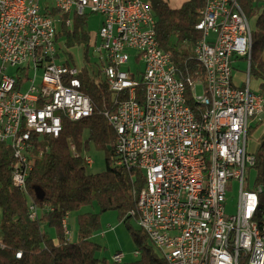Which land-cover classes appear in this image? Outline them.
I'll use <instances>...</instances> for the list:
<instances>
[{"label":"built area","instance_id":"built-area-1","mask_svg":"<svg viewBox=\"0 0 264 264\" xmlns=\"http://www.w3.org/2000/svg\"><path fill=\"white\" fill-rule=\"evenodd\" d=\"M90 13L102 16L93 49L116 95L114 110L104 111L115 133L111 162L145 176L131 212L139 228L168 264H263L264 242L255 238L259 184L255 190L242 187L255 163L247 131L253 121L264 120V100L249 87L248 77L244 86L234 82L233 62L248 60L245 44L252 40L239 0L203 5L195 27L209 34V43L198 47L197 40L193 46L203 69L199 78L181 74L159 46L150 3L140 8V0H0V145L13 150L11 183L25 189L35 145L57 137L63 117L75 121L93 112L81 90L80 68L61 61L56 35L59 14ZM206 74H213L212 85H205ZM188 81H195L196 97H189ZM209 91H216V102H209ZM201 106H208L214 169L201 166L196 133ZM69 147L83 164H93L87 150L78 151L74 143ZM231 180L240 186L234 214L225 210ZM37 214L30 202L29 218ZM67 219L61 224L71 241ZM211 236H218L216 245H209ZM123 258L116 251L105 264H121Z\"/></svg>","mask_w":264,"mask_h":264},{"label":"trees","instance_id":"trees-1","mask_svg":"<svg viewBox=\"0 0 264 264\" xmlns=\"http://www.w3.org/2000/svg\"><path fill=\"white\" fill-rule=\"evenodd\" d=\"M148 1L154 12L161 49L170 54L181 74L201 77L203 69L193 54V46L201 36L195 25L201 18L204 0H182L177 6H171L170 0ZM259 2L261 0H239L252 32L249 87L264 100V3ZM59 18L57 41L59 49L68 55L63 63L75 65L73 49L78 48L83 63L78 74L81 90L89 97L93 112L75 121L63 117L59 135L44 137L35 145V162L25 189L11 183L9 163L13 159V150L7 144L0 145V264H105L107 259L98 256L101 246L92 239L100 227V214L115 210L124 223L132 217L136 220V214L131 212L135 211L136 194L145 183L140 169L118 167L111 162L113 150L110 146L115 133L104 111L114 110L116 95L103 77L102 63H97V71L91 68L88 52L96 38L90 42L87 16L59 14ZM68 18L69 25L66 24ZM240 59L246 60L237 58ZM252 78L257 81L255 87L250 85ZM244 81L234 80L241 86L245 85ZM137 94L141 100L142 85ZM188 103L193 106L191 99ZM259 125V133L253 137V149L247 145L248 152L255 156L252 168L256 171V184L264 183V124L258 121L247 131L249 138ZM70 143H74L80 152L89 151L91 145L101 150L104 170L87 172L81 158L72 155ZM30 202L38 208L35 219L28 216ZM94 204L97 211L77 214L76 239L65 240L61 219ZM46 227L53 229L54 235ZM132 236L140 257L127 264H168L140 228L132 231ZM17 251H21L19 258L15 256Z\"/></svg>","mask_w":264,"mask_h":264},{"label":"rangeland","instance_id":"rangeland-1","mask_svg":"<svg viewBox=\"0 0 264 264\" xmlns=\"http://www.w3.org/2000/svg\"><path fill=\"white\" fill-rule=\"evenodd\" d=\"M182 0H170L171 6H177L179 3H181ZM260 4L264 2H259ZM102 16L99 13H90L87 16L86 19V29L90 34V42L93 41V38H95V34L98 32L100 28ZM96 44H98V40L96 39ZM59 47V45H58ZM59 57L61 58V61H64L68 55L66 52L62 49H59ZM74 55H75V65L79 68L83 65L81 59L79 58V50L78 48L73 49ZM88 55L91 58L92 66L91 68L97 71V63L100 61V54L97 52H94L93 46L90 47ZM71 62V61H70ZM134 59L131 58L128 62V65L130 63L131 66H133ZM101 64V63H100ZM141 67V64H139ZM233 75L235 79H239L240 75L242 73H247V66H248V60H237L233 62ZM12 70L9 68V72ZM41 77V71L39 70L36 74V80L39 81ZM255 79H250V85L251 87H255L256 84ZM258 121H253L251 125L255 124ZM262 123L264 124V120H262ZM261 125V124H260ZM260 125L256 128V130L252 133V135L248 138V145L249 148L253 149L254 147V141L253 137L257 136L259 133ZM88 153L93 158V164L92 165H85L87 172H100L104 170L105 168V160H104V153L101 150L96 149L94 146H90V149ZM256 177V171L254 168L248 169V180L244 179V184L242 189H253L255 190V186L257 185L254 180ZM239 182L237 180H231L226 185V200H225V210L228 214H234L236 213V210L238 208V201H239ZM98 207L94 205H87L82 208H80L78 211H74L71 214L68 215L67 224L68 228L71 229L72 232V239L71 241L76 239V232H77V214L85 211H97ZM62 220V219H61ZM100 221V227L99 229L94 233L92 236V239L98 243L101 248L98 251V256L101 258L104 257L107 260L110 259L111 255L115 253L116 251H121L124 254V258L122 260L121 264H127L130 262H133L137 259H139V255H135V250H137V246L134 242L132 231L138 230L139 225L137 223V220H135L133 217L128 220L127 223L122 222L117 214V211L115 210H107L105 212H102L99 217ZM0 222H1V209H0ZM62 225V224H61ZM47 229V227H46ZM63 230V228H62ZM47 231L54 235V230L48 228ZM64 235V233H63ZM66 240V239H65ZM0 241H1V230H0ZM154 249L160 253L155 247Z\"/></svg>","mask_w":264,"mask_h":264},{"label":"bare ground","instance_id":"bare-ground-1","mask_svg":"<svg viewBox=\"0 0 264 264\" xmlns=\"http://www.w3.org/2000/svg\"><path fill=\"white\" fill-rule=\"evenodd\" d=\"M204 4H210V0H204ZM149 6L148 0H140V8H147ZM209 43V34L201 32L198 39V47H207ZM252 40L249 44H245V52H248V60L250 58ZM213 74L205 75V85H212ZM189 97H196L195 81H188ZM209 102H216V91H209ZM208 106H201V115L198 116V124L196 125V133L201 140V166L205 169H214L213 162V147L210 140V120H207ZM259 196L255 203V211L258 216L255 220V238L264 242V183L259 184ZM218 243V236H211L209 238V245H216ZM162 256V255H161ZM264 264V263H263Z\"/></svg>","mask_w":264,"mask_h":264},{"label":"crops","instance_id":"crops-1","mask_svg":"<svg viewBox=\"0 0 264 264\" xmlns=\"http://www.w3.org/2000/svg\"><path fill=\"white\" fill-rule=\"evenodd\" d=\"M235 61H237V60H235ZM233 78H234V80L236 81V82H238V83H242V81H244L246 78H247V73H244V74H242V75H240V78L239 79H235V77H234V75H233ZM249 78V77H248Z\"/></svg>","mask_w":264,"mask_h":264},{"label":"water","instance_id":"water-1","mask_svg":"<svg viewBox=\"0 0 264 264\" xmlns=\"http://www.w3.org/2000/svg\"><path fill=\"white\" fill-rule=\"evenodd\" d=\"M247 77H249V61H248V66H247Z\"/></svg>","mask_w":264,"mask_h":264}]
</instances>
